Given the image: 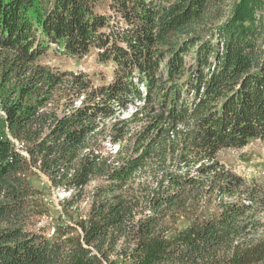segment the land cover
Masks as SVG:
<instances>
[{
  "label": "trees",
  "instance_id": "trees-1",
  "mask_svg": "<svg viewBox=\"0 0 264 264\" xmlns=\"http://www.w3.org/2000/svg\"><path fill=\"white\" fill-rule=\"evenodd\" d=\"M254 139L264 0H0V264H264V184L218 158Z\"/></svg>",
  "mask_w": 264,
  "mask_h": 264
},
{
  "label": "rangeland",
  "instance_id": "rangeland-1",
  "mask_svg": "<svg viewBox=\"0 0 264 264\" xmlns=\"http://www.w3.org/2000/svg\"><path fill=\"white\" fill-rule=\"evenodd\" d=\"M237 0H229L230 6ZM230 9H223V17L220 20L216 21V25H219L223 20L228 17ZM48 62L51 66L59 68L61 71H81L86 73H92L93 71L105 73L107 79L112 77V69L108 66H103L98 63L95 57L90 58L81 62L80 65H77L76 60L73 58L62 56L58 54H50L48 57ZM98 63V64H97ZM97 77L95 80H98ZM98 85L99 83H95ZM80 102L75 103L79 105ZM128 117L127 114H120L116 119H123ZM114 121H111L113 123ZM108 126H110V124ZM106 150H111L115 152L118 149V146L111 145L110 143H104ZM219 160L227 168L232 169L236 174L247 178V179H257L262 184H264V143L260 140H250L247 146L241 149H226L223 150L219 156ZM38 174L31 177V183L34 188L39 189L43 192V200L46 204L45 206L49 210V216L38 218L31 224L32 227H42L51 225V234L54 232V227L59 224H73L70 223V219L65 215L62 202L64 199L70 198V194L67 192H62L61 190H56L51 187L49 179L47 176L42 173L37 172ZM89 188L91 191L95 186L93 185ZM213 202V201H212ZM212 202L209 204V208L212 207ZM88 205L83 204L81 206L82 212H87ZM212 209V208H211ZM186 221L181 220L175 228L183 229L187 226Z\"/></svg>",
  "mask_w": 264,
  "mask_h": 264
}]
</instances>
